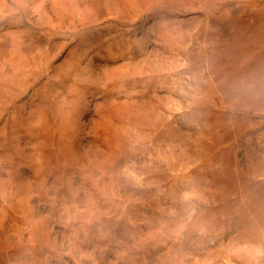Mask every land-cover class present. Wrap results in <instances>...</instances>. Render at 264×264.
Here are the masks:
<instances>
[{"label": "rangeland", "instance_id": "374dc122", "mask_svg": "<svg viewBox=\"0 0 264 264\" xmlns=\"http://www.w3.org/2000/svg\"><path fill=\"white\" fill-rule=\"evenodd\" d=\"M0 264H264V0H0Z\"/></svg>", "mask_w": 264, "mask_h": 264}]
</instances>
